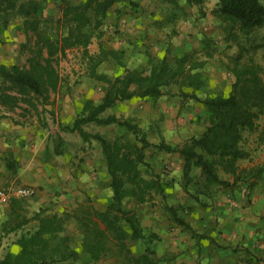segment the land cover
<instances>
[{
    "label": "trees",
    "instance_id": "1",
    "mask_svg": "<svg viewBox=\"0 0 264 264\" xmlns=\"http://www.w3.org/2000/svg\"><path fill=\"white\" fill-rule=\"evenodd\" d=\"M44 1L0 0V29L20 19L25 30L34 35L24 66L0 65V107L7 111L24 103L37 110V102H46L50 92L57 91L61 83L55 56L64 54L68 48H81L91 63L89 74L105 84L104 94L98 102L86 100L72 126L65 129L76 132L85 143L96 141L100 145L112 194L102 209L88 200L62 212L40 209L16 223L7 230H15L30 221H36L37 226L16 237L14 243L19 247L18 252L5 254L0 264H56L76 260L81 252H85L90 261L97 262L115 251L123 256L124 264H170L162 262L149 247L139 254L131 251L129 243L142 237V229L135 212L124 206L123 201L128 195L136 204H142L163 194L160 175L146 159L149 147L178 153L184 162L185 181L194 180L203 190L213 184L228 187L238 183L254 189L263 178L264 160L247 165L242 161L252 160L253 148L247 145L248 135L259 129L260 119L264 117V67L250 53L251 48L257 47L253 43L254 34L264 28V0H216L212 12L222 23L225 39L236 45L238 53L228 65L233 76L229 93L203 99L199 98L203 63L191 54L177 57L172 65L168 56L148 53L145 70L124 69L114 76L96 71L105 54L119 59L120 51L105 50L101 58L95 59L89 54L88 45L100 35L103 18L113 4H134V0H80L65 4L59 18L64 30L58 38L45 33L35 16ZM172 85L179 88L180 96L186 95L183 90L187 89L191 98L201 101L206 121L200 135H193L177 146H171L163 138L152 143L132 120L106 113L118 102L133 97L157 99ZM89 124L123 126L135 140L125 136L109 140L100 132L86 130ZM196 169L198 173H192ZM175 220L185 224L180 218L175 217ZM68 222H73L82 234L81 250L71 245Z\"/></svg>",
    "mask_w": 264,
    "mask_h": 264
},
{
    "label": "crops",
    "instance_id": "2",
    "mask_svg": "<svg viewBox=\"0 0 264 264\" xmlns=\"http://www.w3.org/2000/svg\"><path fill=\"white\" fill-rule=\"evenodd\" d=\"M115 6L110 9L117 10ZM111 19L108 30L115 32L116 38L123 36L126 40L130 34L138 38L140 45L135 49L130 47V58L147 61L148 56L144 52L147 48H152L151 53L157 57L171 58V40L165 43L156 38L155 29L142 16L129 19L113 11ZM180 41L190 43L183 51L192 49V39L185 33H182ZM204 84L203 77V87ZM61 90L62 83L46 103L37 104L40 109L37 108L36 115L32 114V117L0 107V188L18 185L34 189L32 195L13 198L0 207V259L7 253H17L19 247L14 243L15 238L34 229L37 223L30 221L15 230L7 229L40 209L62 212L88 200L97 209H102L111 198L110 176L100 146L85 143L76 132L65 129L72 126L86 100L98 102L104 91L94 98L90 89H81V93L73 94V98L68 95L63 97ZM140 102L141 98L133 97L126 106L134 108ZM175 105L178 106L176 99L171 102V98L161 96L155 107H144L157 112V115L151 113L150 119L156 122L161 138L171 146H177L193 135H200L206 126H197L202 109L201 113L192 107L183 109V117L172 118L171 111ZM26 106L20 103L15 110L21 108L24 112ZM38 110L42 111L39 113ZM130 115L134 116L133 113ZM155 117L164 119L158 121ZM161 152L156 156L161 157ZM169 154L170 174L160 173L158 161L153 165L163 183V194L175 212H171L170 222L157 218L154 220L158 221L154 222L151 216L149 232L144 231L149 238V248L162 262L170 264H264V176L254 189L238 183L228 187L213 184L208 190H203L194 180L185 181L184 162L179 154ZM263 160L264 157L251 163ZM193 172L198 173V170ZM161 176L171 183L165 185ZM175 217L185 224H179Z\"/></svg>",
    "mask_w": 264,
    "mask_h": 264
},
{
    "label": "rangeland",
    "instance_id": "3",
    "mask_svg": "<svg viewBox=\"0 0 264 264\" xmlns=\"http://www.w3.org/2000/svg\"><path fill=\"white\" fill-rule=\"evenodd\" d=\"M79 1L80 0H45L35 15L40 20L43 31L52 38H58L64 30L59 24L62 6L67 3H76ZM134 1V4H129L127 2L113 4L116 5L115 7H117V10L108 9L99 29L100 35L98 37L95 36L88 45V52L90 55L95 56V59L101 58V55H103L102 53H104L105 50H113L117 51V53L120 51L119 59L110 54H105V58H103V60H101L96 66V71L98 73H105L108 76H114L124 69L145 70L147 68V61L141 62L135 58H130V54H128L130 47L135 49V47L140 45V43L138 44V38L132 37L130 34L128 36L129 38L125 40V37L120 36L116 38L115 32H109L108 28L112 22L111 17L113 11H116V13H122L123 16H126V18L129 19H135L142 16L145 18L144 21L155 29L156 38L160 39V41H165V43L166 41L171 40L170 57L172 65H175L177 57L185 53L191 54L193 58L203 63L201 70L203 72L205 84L199 93L200 99L214 96L216 94L227 95L229 93L233 82V76L228 70V65L231 64L232 58L238 53V49L232 41H227L225 39L222 23L212 12L216 5V0H202L203 2L200 4H190L186 0H175L174 3L169 0ZM138 10L140 12H137ZM199 25L202 27L198 28ZM182 33H185L186 36L192 39L191 45H193V47L187 52L183 51V49L190 43L180 41ZM254 37L253 43H255L257 47L251 48L250 53H253L255 61L259 62L264 67V28L258 30L254 34ZM132 38H134L133 41L131 40ZM33 41V33L25 30L20 19H16L7 27L1 28L0 65L4 64L8 66L11 64H18L24 66L26 64V58L30 54L29 47L33 45ZM151 51L152 48H147L144 52L147 55L148 53H151ZM55 62L63 85V90L60 91V95H63V97L68 95L69 97L74 98L73 94L81 93L79 92L81 89H90V93L95 95L94 98L101 92L103 93L105 84L97 81L89 74L91 63L81 48L72 47L66 49L64 54L60 53L55 56ZM262 76L264 78V71ZM165 91L166 94L163 96L166 99L171 98V102L176 99L179 106V108H177L178 106L175 105V108L171 111L172 118L176 119L177 117H183L181 115L183 109L188 110L192 107V109L196 108V110H200V113L202 109V116L200 114L198 115L197 126H200L201 128L206 125L201 101L191 98L188 94L189 90H183L186 93L184 96H180L179 88L174 85L166 88ZM53 93L54 92H50V97ZM79 95L80 94H78V96ZM158 100L159 98H144L141 99V102L134 108L131 106L127 107L128 100H126L118 102L115 106L108 109L106 113H113L118 117L132 120L145 131L144 133L146 134V137L148 136L153 140L151 142H156L158 138L161 140V134L157 129L158 126L156 122L150 119V117L151 113L157 115V112H153V110H151L152 108L146 109L144 107L146 105L155 107ZM44 103L46 102L44 101ZM37 104L41 105V102L38 101ZM139 105H142V107ZM17 107L19 108V105ZM38 109H40L39 106ZM34 110L33 107L26 106L24 109L25 113L21 111V108L18 111H16L15 108L7 111H15L20 115L22 114L32 117V114L36 115V110ZM41 111L42 110H40V112ZM130 113H133L134 116H131ZM154 119L162 121L164 118L155 117ZM259 125L260 127L257 131L248 135L247 145L248 147L253 148L252 162L260 161L261 158L264 157V117L260 119ZM85 129L91 133L100 132L109 140H114L120 136L135 140V136L132 133L128 132L125 127L117 124H89ZM91 143L99 145L96 141H92ZM145 154L147 161L151 164L154 170L153 163L158 161V163H160V173L162 175H168L171 173V169L169 168L170 164L167 161V157H170L171 154L161 152V157H157L156 154H160V151L154 147L147 148ZM251 161L244 160L242 161V164L247 165L250 164ZM161 177L162 180H164L163 182L165 185L168 186L171 183V181L163 179L165 176ZM12 186L16 187L18 185ZM86 202L87 201L84 203ZM123 204L124 206L131 208L140 220L142 237L129 243L131 251L135 254H139L146 247H149L147 244L149 238L144 234V231H146V233L149 232L151 220L153 219L154 222L163 219H166L169 222L171 221V203L165 194H161L159 197H153L151 200L142 204H136L131 196L126 195ZM151 216L154 218L150 219ZM156 218L158 220H154ZM153 224L154 223H152V225ZM68 230L71 236L72 247L81 250V232L73 222L68 223ZM56 264H124V258L121 254L115 251L112 254L101 258L97 262H92L89 260V257L85 252H81L79 258L76 260H68Z\"/></svg>",
    "mask_w": 264,
    "mask_h": 264
},
{
    "label": "built area",
    "instance_id": "4",
    "mask_svg": "<svg viewBox=\"0 0 264 264\" xmlns=\"http://www.w3.org/2000/svg\"><path fill=\"white\" fill-rule=\"evenodd\" d=\"M248 192V190H246ZM34 193V189L29 186H7L0 188V207L8 203L13 198L28 197Z\"/></svg>",
    "mask_w": 264,
    "mask_h": 264
}]
</instances>
